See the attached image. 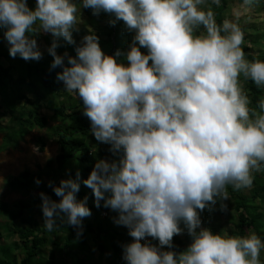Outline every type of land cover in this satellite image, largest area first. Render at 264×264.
I'll return each instance as SVG.
<instances>
[{"label": "clouds", "instance_id": "1", "mask_svg": "<svg viewBox=\"0 0 264 264\" xmlns=\"http://www.w3.org/2000/svg\"><path fill=\"white\" fill-rule=\"evenodd\" d=\"M258 2L243 0L249 7ZM79 4L94 16L108 14L109 26L122 21L134 33L128 50L106 54L93 31L77 44V0H36L35 8L28 0H0V29L10 57L25 61L41 60L37 37L52 36L50 69H62L57 81L82 101L91 134L109 145L114 157L98 159L82 182L91 189L94 206L117 213L114 224L128 229L132 240L122 246L123 260L264 264L259 235L214 233L202 227L200 216L217 203L227 212L228 187L251 189L254 174L264 172V96L254 103L244 87L251 81L264 90V60L246 58L239 23L227 17L217 23L212 5L219 7L221 0ZM61 38L75 45V56L57 54ZM80 183L77 170L75 179H62L59 186L49 181L59 200L39 194L47 232L59 221L77 238L83 235V221L92 213L88 196L77 198ZM185 230L189 246L171 250L174 236ZM149 237L158 245L147 242Z\"/></svg>", "mask_w": 264, "mask_h": 264}, {"label": "trees", "instance_id": "2", "mask_svg": "<svg viewBox=\"0 0 264 264\" xmlns=\"http://www.w3.org/2000/svg\"><path fill=\"white\" fill-rule=\"evenodd\" d=\"M227 1L230 0H221L219 7L213 5L217 23H222L224 20L223 11ZM83 12L87 16L92 14L90 8H83ZM100 17L107 20L112 18L103 12ZM121 24H123L122 21L115 26H111L109 36L112 37L113 41L111 43L114 44V47L107 53L108 55L114 54L117 50L114 37L117 41L123 42L117 35ZM3 31V29H0V121L3 117L8 118V124L5 126L7 144L3 146V149L7 148L8 144L14 143L26 131L35 127L45 128L47 118L45 114L41 113L40 109L49 110L51 117L57 118L61 123L51 129L52 137L58 147V154L46 162L39 178L45 175L48 182L38 187V190L40 193L47 194L53 200H59L60 198L54 194L52 187L48 186L49 181L55 186H59L62 179H75L76 171L79 170L81 183L77 198L83 199L84 196H88L87 206L91 209L92 214L84 219V234L77 238L76 231L67 224L58 221L59 226L55 231L47 232L42 225L43 219L42 223L36 220L34 214L35 208H40L41 205L40 193L27 203L18 201L14 204L15 212H10L7 206L0 204V216L10 218V222L3 225L6 233L4 237L9 239L10 243L0 242V264H70L71 259L73 261L79 259L78 255L81 253L79 251L77 253L76 251L72 252L74 249H78V245H80V251L82 249L89 251L87 240L92 241L94 249L99 251L100 254L104 251H110V253L112 251L113 254H111L117 259L116 263L121 264L124 261L122 246L131 242L132 239L128 235V229L116 224L114 228L112 227L114 224L112 218L117 213L103 206L97 209L94 206L91 189L84 186L82 182L87 179L98 159L114 158L108 152L110 146L97 142L91 134L90 121L82 114V101L77 99L76 102L69 94H64L63 83L56 79L57 72L62 71V69H50L53 57L47 52V48L51 45L49 37H46V50L41 51L43 53L41 60L25 61L17 56V61L12 63L9 58L5 57V54L9 53V45L3 37ZM73 36L79 44L80 40L76 38L75 32ZM60 45L56 50L57 54L63 55V50L67 48L69 55L75 56V45L67 44L62 38ZM122 47H119V49ZM242 47L246 54V48ZM141 51L146 53L147 50ZM119 59L123 60V58ZM245 83L247 86V88L245 86V90L254 103L264 96V90L257 89L251 81ZM42 147L43 143L41 149ZM52 166H55V168ZM24 175L29 174L24 173ZM254 176L255 179L251 189L235 192L231 186L228 187L230 198L226 202L228 205L227 213L231 209L236 213L237 222L234 224V235L246 236L249 233H255L264 240V172L255 173ZM16 182L18 188H29L32 184L31 182L21 183L15 180L10 182L9 186L15 185ZM25 211L28 212L27 217L22 218ZM103 213H105V216L99 221V215ZM95 215L98 220L96 224H94ZM90 218L93 219V222L90 221ZM208 220V218H205L202 222L207 224L212 232L220 233L217 225ZM16 221L18 222L15 223ZM184 234L187 235L186 230ZM153 242L154 240L151 239L152 244ZM173 245L174 247L171 250L176 252L186 249L184 240L177 236L173 238ZM48 247L51 250L49 258L45 259ZM54 252L58 253L57 260L59 262L54 259ZM81 260L83 262V256Z\"/></svg>", "mask_w": 264, "mask_h": 264}, {"label": "rangeland", "instance_id": "3", "mask_svg": "<svg viewBox=\"0 0 264 264\" xmlns=\"http://www.w3.org/2000/svg\"><path fill=\"white\" fill-rule=\"evenodd\" d=\"M35 3L36 0H28V5L30 8H35ZM226 3V7L223 11V18L225 19L227 17L239 23L242 30L244 31V44L242 46L246 48V54L249 56L248 57L246 55V58L251 60L255 57L264 60V0H259L258 3L252 5L251 7L244 5L243 0H230ZM77 5L80 7V12L78 15L81 18V23L78 25L79 32H75L76 38L81 41V38L84 35L89 34L90 31H93L99 37V44L102 50L106 54L109 53L112 50V47H114V44L112 45L111 41L113 40L112 37L110 38L109 36L111 26H109L107 23L108 20L102 19L100 15L99 17L94 16L93 14L87 16L84 14L83 8L79 4V0H77ZM117 35H119V37L124 42L123 44V42H119V40L117 41L116 37H114V43H116L117 49L122 47L123 44L121 49L126 52L129 48L134 33L127 32L124 28V25L121 24V28L119 29ZM46 37H49V41L52 43L53 38L50 34H40L37 37L38 46L41 51L46 50ZM2 46L4 45L2 44ZM141 50L146 51V49L143 48H141ZM64 52H68L67 48L63 50V53ZM5 57L9 58L10 62L12 63L17 61L16 58L10 57L9 53L5 54ZM245 86L246 83L244 82V87ZM64 94H69V96H71L76 102L77 99H79L74 93L70 94L65 92ZM40 110L41 113L45 114L47 118L46 127L43 129L35 127L32 130L26 131L24 134L20 135L19 139L17 138L14 143L8 144L7 148L4 149L3 146L7 144V131L5 126L8 124V118L3 117L2 121H0V148H2L0 149V204L7 206V209L10 212H15L13 205L18 201L27 203L40 193L38 187L48 182V178H46L45 175L39 178L40 173L42 170H44L46 162L50 159H53L58 154V147L56 145L55 139L52 137L51 129H54L56 126L60 125V120L51 117V112L49 110ZM42 143L43 147L41 149ZM52 167L55 168V166ZM24 173H28L29 175H24ZM14 179L21 183L31 182L32 184L29 188H18L16 185L17 182L14 183L15 185L9 186L10 182L15 181ZM36 179L41 181L39 185L36 183L34 184L33 181H36ZM27 214L28 212L25 211L22 218H26ZM235 214V211L232 209L229 213L220 211L219 203H217L213 210L209 211L208 209H205L200 213V216L201 220L208 218L209 222H213L215 225H217V228L220 230L221 234L234 235V224L237 222ZM34 215L36 220H39V222L42 221L43 216L40 208H35ZM103 216H105V214L99 215V221L103 218ZM94 218V224H96L98 222L97 216L95 215ZM90 221L93 222V219L90 218ZM9 222L10 218L0 216V242L6 244L10 243V240L4 237L6 233L3 225ZM17 222L18 221L15 223ZM94 227H96V225H94ZM102 227L104 229V224ZM112 227L114 228L115 224H113ZM181 227H183V224H181ZM202 227L208 228L207 224L203 222ZM176 236L181 240H184L186 248L192 241V238L188 234L185 235L183 233ZM153 245H158V240H154ZM92 248H94V246H92ZM50 250L51 248L48 247L45 259L49 258ZM164 250L168 249L165 248ZM82 254L85 255L83 252ZM78 257L79 259H82L81 254H79ZM87 257H90L89 251H87ZM54 259H58L57 253L54 254ZM86 260L89 262H99L104 264L101 257H90L86 258ZM116 260L117 259L115 258V262ZM261 260L264 262V251L261 252ZM75 261L76 262L74 264H77L79 260L77 259Z\"/></svg>", "mask_w": 264, "mask_h": 264}, {"label": "crops", "instance_id": "4", "mask_svg": "<svg viewBox=\"0 0 264 264\" xmlns=\"http://www.w3.org/2000/svg\"><path fill=\"white\" fill-rule=\"evenodd\" d=\"M105 214V213H104ZM90 223V222H89ZM87 242V244H88V249H89V254H90V257H95V258H99V257H101V259H102V261L104 262V264H117L116 262H115V256L114 255H112L113 254V252L111 251V253H110V251L108 252V251H104V252H102L101 254H100V252L99 251H97L96 249H94V248H92V246H94L93 245V243H92V241H86ZM87 249V250H88ZM76 251V253H77V251H79L80 253H81V255L83 256V262H82V260L80 259H78L79 261L77 262V264H101V263H99V262H89V261H87L86 260V258H90V257H87V251H86V249H82L81 251H80V245H78V249H74V251H72V252H75ZM82 252L83 253H85V255L84 254H82ZM56 252H54V254H55ZM73 254H75V253H73ZM57 255H58V253H57ZM104 259V260H103ZM57 262H59L58 260H56ZM70 262V264H74L76 261H73L72 259H71V261H69ZM80 262H82V263H80ZM121 264H126V261H122V263Z\"/></svg>", "mask_w": 264, "mask_h": 264}, {"label": "built area", "instance_id": "5", "mask_svg": "<svg viewBox=\"0 0 264 264\" xmlns=\"http://www.w3.org/2000/svg\"><path fill=\"white\" fill-rule=\"evenodd\" d=\"M132 240V239H131ZM144 241H142V243H143ZM147 242H150L151 243V238L149 237V238H147Z\"/></svg>", "mask_w": 264, "mask_h": 264}]
</instances>
